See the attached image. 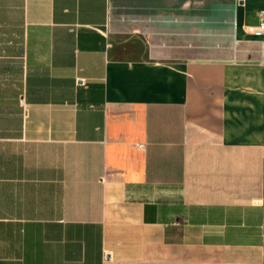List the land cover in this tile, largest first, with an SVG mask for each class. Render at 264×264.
I'll return each mask as SVG.
<instances>
[{
    "label": "crops",
    "instance_id": "1",
    "mask_svg": "<svg viewBox=\"0 0 264 264\" xmlns=\"http://www.w3.org/2000/svg\"><path fill=\"white\" fill-rule=\"evenodd\" d=\"M264 0H0V264H264Z\"/></svg>",
    "mask_w": 264,
    "mask_h": 264
},
{
    "label": "built area",
    "instance_id": "2",
    "mask_svg": "<svg viewBox=\"0 0 264 264\" xmlns=\"http://www.w3.org/2000/svg\"><path fill=\"white\" fill-rule=\"evenodd\" d=\"M259 16V23L257 25L248 26L247 31L256 37L264 38V8L260 10Z\"/></svg>",
    "mask_w": 264,
    "mask_h": 264
}]
</instances>
